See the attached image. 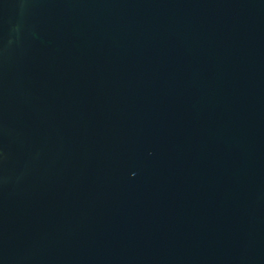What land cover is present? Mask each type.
Segmentation results:
<instances>
[{
	"label": "water",
	"instance_id": "water-1",
	"mask_svg": "<svg viewBox=\"0 0 264 264\" xmlns=\"http://www.w3.org/2000/svg\"><path fill=\"white\" fill-rule=\"evenodd\" d=\"M0 264H264V0H0Z\"/></svg>",
	"mask_w": 264,
	"mask_h": 264
}]
</instances>
